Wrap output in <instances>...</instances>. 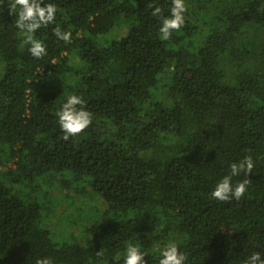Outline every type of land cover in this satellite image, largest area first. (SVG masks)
<instances>
[{"label": "trees", "instance_id": "trees-1", "mask_svg": "<svg viewBox=\"0 0 264 264\" xmlns=\"http://www.w3.org/2000/svg\"><path fill=\"white\" fill-rule=\"evenodd\" d=\"M54 2L72 38L39 29L36 59L0 0V264H122L126 241L158 264L170 236L187 264L264 249V0H185L168 40L150 5L167 15L171 0ZM73 93L92 123L64 139L56 114ZM244 156L245 195L211 198ZM68 199L82 207L63 237L50 217Z\"/></svg>", "mask_w": 264, "mask_h": 264}, {"label": "clouds", "instance_id": "clouds-1", "mask_svg": "<svg viewBox=\"0 0 264 264\" xmlns=\"http://www.w3.org/2000/svg\"><path fill=\"white\" fill-rule=\"evenodd\" d=\"M151 15L158 18V34L161 40H168L173 31H179L185 24L187 5L185 0H171L170 12L165 15L158 5H150ZM11 12L15 14L14 24L23 37V45L28 46L32 57L39 59L47 54L45 41L37 38L36 33L41 28H51L58 41L70 42L72 32L63 28L57 21L58 5L54 0H13ZM86 101L81 95L69 94L57 112L58 123L64 139L75 137L82 133L92 123V113L85 107ZM254 162L251 156H244L238 161L230 163L227 174L223 175L215 184L210 197L218 201L239 200L248 190L249 179ZM245 178L234 182V177L241 174ZM158 264H187L188 257L181 250L177 240L169 237L162 246H158ZM151 254L137 243L125 242L124 250L114 259L122 264H148L145 259ZM97 255L102 256L101 251ZM35 264H53L49 256L38 257ZM240 264H264V249L253 250Z\"/></svg>", "mask_w": 264, "mask_h": 264}, {"label": "rangeland", "instance_id": "rangeland-1", "mask_svg": "<svg viewBox=\"0 0 264 264\" xmlns=\"http://www.w3.org/2000/svg\"><path fill=\"white\" fill-rule=\"evenodd\" d=\"M48 195H50L51 198L56 199L54 196H58V190L54 189L51 191V194L47 192ZM83 199L82 202L83 204L86 203L87 201V197L82 196L81 197ZM61 204H56V206L54 207V212L50 217V223L52 225V229L54 231V233L60 234L63 237L68 236L70 233H75L74 232V227L75 224L71 227V216L73 215H77L75 214V209L78 207H82V203L78 202V201H74V200H61ZM95 205H96V209L99 208L100 210H103L105 207V204L103 203V201H101L98 198L94 199L92 198V200ZM94 209V210H96ZM73 228V230H72ZM71 229V230H70Z\"/></svg>", "mask_w": 264, "mask_h": 264}]
</instances>
